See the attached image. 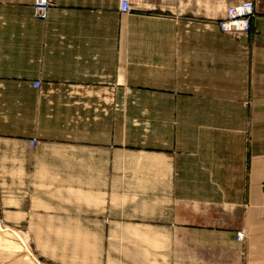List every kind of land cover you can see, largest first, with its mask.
<instances>
[{
  "label": "crops",
  "instance_id": "1",
  "mask_svg": "<svg viewBox=\"0 0 264 264\" xmlns=\"http://www.w3.org/2000/svg\"><path fill=\"white\" fill-rule=\"evenodd\" d=\"M33 1L0 0V209L101 191L119 220L133 180L181 251L264 264V0L241 37L243 0Z\"/></svg>",
  "mask_w": 264,
  "mask_h": 264
},
{
  "label": "rangeland",
  "instance_id": "2",
  "mask_svg": "<svg viewBox=\"0 0 264 264\" xmlns=\"http://www.w3.org/2000/svg\"><path fill=\"white\" fill-rule=\"evenodd\" d=\"M125 192L119 220L113 217L117 202L101 191H54L53 204H35L44 211L0 209V264H230L229 252L221 249L181 251L140 219L149 210L139 196L136 206L133 180L126 181Z\"/></svg>",
  "mask_w": 264,
  "mask_h": 264
},
{
  "label": "built area",
  "instance_id": "3",
  "mask_svg": "<svg viewBox=\"0 0 264 264\" xmlns=\"http://www.w3.org/2000/svg\"><path fill=\"white\" fill-rule=\"evenodd\" d=\"M51 0H34L32 15L36 19L47 20L51 8ZM119 10L121 13L132 11V0H119ZM225 17L218 22L219 28L223 33L234 37H241L251 29V20L256 14V5L253 0H243L239 3L230 5L226 10ZM39 86V82L36 83ZM29 144L35 146L36 139H30ZM239 238L242 239L241 233Z\"/></svg>",
  "mask_w": 264,
  "mask_h": 264
},
{
  "label": "bare ground",
  "instance_id": "4",
  "mask_svg": "<svg viewBox=\"0 0 264 264\" xmlns=\"http://www.w3.org/2000/svg\"><path fill=\"white\" fill-rule=\"evenodd\" d=\"M227 12V11H226ZM227 15V14H226ZM242 235V234H241ZM242 238H243V235H242Z\"/></svg>",
  "mask_w": 264,
  "mask_h": 264
}]
</instances>
